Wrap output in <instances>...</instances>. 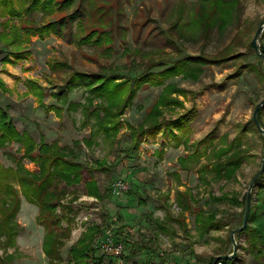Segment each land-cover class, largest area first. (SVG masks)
<instances>
[{
    "label": "rangeland",
    "instance_id": "1",
    "mask_svg": "<svg viewBox=\"0 0 264 264\" xmlns=\"http://www.w3.org/2000/svg\"><path fill=\"white\" fill-rule=\"evenodd\" d=\"M78 1L81 5L76 17L66 22L58 33L52 29L41 37L33 34L28 36V41L21 40L10 47L0 39V107L6 110L16 130L29 134L36 143L41 138L47 143L56 140L67 150L77 140L79 162L94 168L106 167L92 172L101 192L119 179L130 185L128 191L120 195L112 193L104 199L89 195L84 183L66 187L56 213L61 214L64 206L69 207L72 221L69 236L59 246L60 260L56 264H73L70 248L92 225H97L99 232L92 242L96 254L88 259L89 263L97 258L99 264H116L97 249L105 228L112 224L114 234L121 235L120 227L131 229L127 233L124 264L158 261L165 264L171 258L177 264H207L218 252H231L227 236L243 217V195L262 157V136L250 120L255 105L264 98V62L250 47V41L264 20V0H220L224 21H217L219 9L216 17L205 13L217 6L215 0H74L64 14L75 12ZM1 12L0 32L8 27L5 22L14 20ZM61 14L53 11L43 15L39 10L29 15L33 26L39 27ZM101 16L106 22H99ZM81 22L84 31L79 27ZM91 29L107 32L112 42L98 45L82 41V36ZM18 50L26 52L20 59L15 54ZM186 56L223 60L202 62L194 77L179 74L166 77L158 86L138 87L132 103L118 117L120 124L113 141H105L99 135L94 138L95 144L85 143L92 128L81 114L87 92L84 87L66 91L64 102L57 99V92H61L59 89L74 72L133 77L150 61L164 63L153 68L158 71ZM5 57L10 62H3ZM168 83L185 89L186 95L172 93L183 107H162L163 117L173 120L188 113L186 118L173 127L140 135L134 148L128 125L136 126L143 121ZM131 84L134 86V82ZM31 86H36L42 97ZM126 94L127 90L122 94L123 99ZM70 101L76 107L68 109ZM98 102L94 99V104ZM261 120L264 125V110ZM208 134L206 143L197 145ZM236 135L244 143L239 148L246 150L247 159L227 181L211 178L208 171L203 175L206 181L199 178L198 168L211 161L210 150L227 148ZM195 150L199 153L197 160H179ZM205 150L207 157L203 154ZM24 152L20 142L11 141L0 147V163L6 167L21 164L30 172L36 171L37 164ZM229 156L231 153L221 159ZM83 174L87 177L86 172ZM178 192H182V203L189 206L186 211L181 209ZM210 194L227 197L221 202H211ZM252 196L254 203L264 199V171ZM199 210H215L217 218L229 223L200 236L194 222ZM37 213V205L21 197L15 219L18 233L12 245L0 248V255H11L9 264H48L42 249L44 229L37 222ZM160 224L168 229L161 230ZM62 226L67 227L65 222ZM237 243V264H258L246 249L244 234L237 238ZM133 249L136 252L127 257Z\"/></svg>",
    "mask_w": 264,
    "mask_h": 264
},
{
    "label": "trees",
    "instance_id": "2",
    "mask_svg": "<svg viewBox=\"0 0 264 264\" xmlns=\"http://www.w3.org/2000/svg\"><path fill=\"white\" fill-rule=\"evenodd\" d=\"M73 2L74 0H0V11L2 10L5 12L10 19H14L11 22H5L8 27L0 32V39L5 41V46L10 47L21 40L28 41V36L33 34H37L41 37L42 35L49 33L52 29H54V31L56 30V33H58L66 22H69L72 18L76 17V14L80 9L81 2L78 1L75 12L64 14V11H66ZM214 2L217 6L213 5L211 9L205 13L209 15L213 14L214 17H216V13H219L216 9H219L220 13L217 16V18H219L217 21H224V18H221L220 0H215ZM39 10L43 12V15H49L53 11L62 12V14L57 17L56 20H48L39 27L33 26V18L29 14L33 13L34 15V13ZM24 13L27 14V16H24ZM0 15H2V12ZM15 20H19L20 23H17ZM99 22L103 23L106 22V20L101 16ZM80 25L82 26V31H84L83 23L81 22L79 27ZM260 39L259 48L264 54V31L261 34ZM81 40L92 41L98 45L102 42H112V38L109 37L107 32H98L94 29H91L86 35L82 36ZM250 47H252L251 42ZM18 51L19 52L17 53L15 52L17 59L22 58L26 54L23 50ZM222 60L223 58L209 59L205 57L186 56L184 59H180L158 71H153V68L156 66H163L164 63L161 61H150L145 68L133 77L121 76L120 74L115 73L106 74V72L92 74L74 72L69 78H67V80H65L63 87L61 88H64L65 91L62 92V90L59 89L61 92H57V99L64 102L66 98L63 94L66 91H71L77 87H84L87 92L84 103L81 104V114L83 115V121L91 123L92 128L88 138L85 139V143L89 145L92 143L95 144L96 140L94 138L99 135H101L105 141H113L120 124L118 117H120L124 113L126 107L132 103L138 87L146 84L158 86L163 84V79L166 77L179 74H183L187 77H194L196 76V72L201 70L199 65H201L202 62L213 61L218 63ZM3 62H10V59L5 57ZM118 79L120 80L118 81ZM131 81L134 82V86L133 84L130 86ZM31 89L36 95L42 97V94H38L36 86H31ZM126 90L127 94L123 99L122 94ZM174 92L180 93L182 96L186 95L185 89L175 88L172 83L166 84L154 103H152L150 109L146 112L143 121L136 126L128 125L129 135L132 138L134 148L137 147L140 135L151 134L163 127H173L186 118L188 113H182L173 120L163 117L162 107L174 105L183 107L181 101L171 96ZM94 99H98L99 102L94 104ZM40 105L43 106L44 104L41 103ZM73 107H76L74 102L70 101L67 103L68 109ZM47 108L48 106L46 109ZM52 108H55V106ZM263 110L264 104L259 109L257 118L260 125L264 128L261 120ZM250 121L258 131L252 116ZM208 137L209 134L206 135L204 139H201L197 145L206 143ZM11 141L20 142L24 146V155L29 160L34 161L37 164L38 169L30 172L21 164H16L15 167H6L0 163V248L12 245V242L18 233V223L15 219L20 209L21 197H23L28 202L36 204L38 207L36 217L37 222L41 224L44 229L42 249L44 254L48 257V264H56L55 261L60 260L58 251L59 246L63 244V239L69 236V225L72 221L69 216L72 209L69 207L64 206L61 214L56 213L60 198L67 191L66 187L80 183H84L89 195L91 194L100 197L101 199L110 196L112 194L111 187L104 192H101L97 186L96 179L92 176L94 170L103 171L106 167L105 165H102L94 168L79 162L78 151L80 148L78 147L80 143L77 140L73 142L74 147L69 148L68 150L59 146L56 140L47 143L41 138V140L36 143L29 134L25 132L20 133L16 130L10 122L6 110L0 107V147L5 146ZM36 144L38 145L36 146ZM242 144L244 143L240 140V135H236L227 148L210 150L211 154L208 155L210 156L211 161L202 164L198 168L197 172L199 173V178L206 181L207 177H203V175L208 171L212 175L211 178L217 180L222 178L227 181L236 168H238V166L248 157L246 150L239 148L240 146H243ZM228 153H231V156H229L228 159H221L222 156L225 154L227 155ZM203 154H205L206 157L208 156L206 150ZM197 157H199V153L198 150H195L189 156H186V158H180L179 160L184 161L189 159L194 161L197 160ZM95 163H97V160H95ZM83 172H86L87 177L84 176ZM262 176L263 172L255 181L254 187L259 184ZM181 195L182 192H178L176 197H179L178 200L181 204V209L186 211L189 209V206L186 205V203H182L183 198ZM226 197L227 195L225 194L220 196L210 194L208 201L221 202L226 199ZM244 198L245 194L243 195L242 200V216L244 213ZM251 201H253L252 195ZM181 221L180 224L183 225L184 222L183 220ZM62 222L66 223V228H63ZM194 222L199 230L200 236L209 233L211 230H219L221 227H225L229 223L228 220H224V218H217L215 210H199L194 215ZM241 223L242 218L240 219L238 226H240ZM158 227L163 231L168 229V226L165 224H160ZM98 229L99 227L97 225L89 226L81 234L77 243L70 248L73 264H99V259L97 258H95V260L93 259L92 263H89L88 261V259L96 254V249L92 246V242L96 233L99 232ZM119 230V232L122 233L121 227ZM242 234L246 236V249L252 255L254 261L257 263H263L264 199H257L255 203L251 202L247 225L242 231L235 234L236 240ZM227 239L230 243L229 233ZM237 246H239L238 243ZM135 252L136 249H133L127 257H130ZM225 254H227V252L221 251L215 256H222ZM215 256H211L207 264H211ZM10 258L12 259L11 255H0V264H9ZM237 261L236 253L233 258L220 259L218 262H220V264H237ZM153 264L163 263L162 261H158Z\"/></svg>",
    "mask_w": 264,
    "mask_h": 264
},
{
    "label": "water",
    "instance_id": "3",
    "mask_svg": "<svg viewBox=\"0 0 264 264\" xmlns=\"http://www.w3.org/2000/svg\"><path fill=\"white\" fill-rule=\"evenodd\" d=\"M264 31V20L258 25L256 28V31L251 39V45L256 53V55L264 62V54L260 51L259 48V39L261 37V34ZM264 104V98H262L254 107L253 113H252V119L258 129V131L261 133L262 136V157H261V162L258 170L254 174V176L251 178V180L248 183L246 192H245V198H244V213L242 217V223L240 226L232 229L229 232V238H230V243L232 246L231 252L222 255V256H215L211 262V264H216L220 259H230L233 258L236 255L237 252V240L235 238V234L242 231L246 225H247V220L249 216V210H250V204H251V195H252V189L254 187V183L257 180V178L261 175V173L264 170V128L260 125L257 114L261 106Z\"/></svg>",
    "mask_w": 264,
    "mask_h": 264
},
{
    "label": "built area",
    "instance_id": "4",
    "mask_svg": "<svg viewBox=\"0 0 264 264\" xmlns=\"http://www.w3.org/2000/svg\"><path fill=\"white\" fill-rule=\"evenodd\" d=\"M129 188L130 185L128 181L123 179H119L111 185L112 193L114 195H120L121 193L128 191ZM110 227L115 228L113 224L110 225ZM110 227L105 228L102 238L97 243V249L104 255L110 256V259H114L116 264H124L123 257L126 252L127 233H130L131 229L123 228L120 235V233L114 234ZM159 254L162 256L163 252H160ZM165 264H177V262L171 258ZM217 264H220V262Z\"/></svg>",
    "mask_w": 264,
    "mask_h": 264
},
{
    "label": "crops",
    "instance_id": "5",
    "mask_svg": "<svg viewBox=\"0 0 264 264\" xmlns=\"http://www.w3.org/2000/svg\"><path fill=\"white\" fill-rule=\"evenodd\" d=\"M1 77V76H0ZM2 79H4V78H2ZM5 80V79H4ZM181 126H177V128H180ZM258 264H261V263H258Z\"/></svg>",
    "mask_w": 264,
    "mask_h": 264
}]
</instances>
